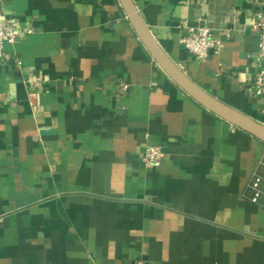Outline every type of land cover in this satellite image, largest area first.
Listing matches in <instances>:
<instances>
[{
  "label": "crops",
  "instance_id": "0c3cea01",
  "mask_svg": "<svg viewBox=\"0 0 264 264\" xmlns=\"http://www.w3.org/2000/svg\"><path fill=\"white\" fill-rule=\"evenodd\" d=\"M131 1L191 82L264 126V0ZM0 21L18 32L0 58V264H264L246 198L264 144L180 89L118 0H0ZM200 25L221 43L204 61L179 43Z\"/></svg>",
  "mask_w": 264,
  "mask_h": 264
},
{
  "label": "built area",
  "instance_id": "2783aa9c",
  "mask_svg": "<svg viewBox=\"0 0 264 264\" xmlns=\"http://www.w3.org/2000/svg\"><path fill=\"white\" fill-rule=\"evenodd\" d=\"M259 44L256 60L261 63V68L256 75L255 84L264 85V20L258 23ZM18 32L7 22L0 21V58L4 57L3 47L5 44H14L17 41ZM180 46L197 61H204L210 51H218L221 43L217 41L211 30L203 25L185 27L180 38ZM122 92L128 90V85H121ZM164 152L159 145H147L141 155V161L147 169H158L163 162ZM247 200L254 206L264 210V151L257 161L251 173L246 187Z\"/></svg>",
  "mask_w": 264,
  "mask_h": 264
},
{
  "label": "water",
  "instance_id": "95a60500",
  "mask_svg": "<svg viewBox=\"0 0 264 264\" xmlns=\"http://www.w3.org/2000/svg\"><path fill=\"white\" fill-rule=\"evenodd\" d=\"M137 38L164 73L191 99L216 117L264 144V126L234 110L191 82L154 41L131 0H118Z\"/></svg>",
  "mask_w": 264,
  "mask_h": 264
}]
</instances>
